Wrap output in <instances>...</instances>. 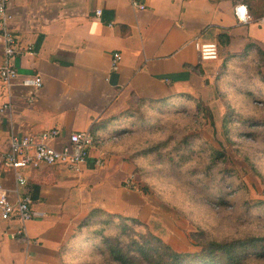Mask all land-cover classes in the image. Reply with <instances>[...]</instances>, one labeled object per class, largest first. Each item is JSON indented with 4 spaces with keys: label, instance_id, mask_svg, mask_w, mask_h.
Returning <instances> with one entry per match:
<instances>
[{
    "label": "crops",
    "instance_id": "1",
    "mask_svg": "<svg viewBox=\"0 0 264 264\" xmlns=\"http://www.w3.org/2000/svg\"><path fill=\"white\" fill-rule=\"evenodd\" d=\"M238 2L253 17L247 24L235 19ZM6 11L19 51L17 78L0 83V182L10 197L27 193L40 217L0 220V264H69L91 214L136 217L147 205L129 188L134 166L113 138L112 121L139 101L213 98L223 60L264 56V0H8ZM195 43H215L218 58L201 61ZM3 57L0 31V66ZM33 77L41 78L40 89L20 85ZM49 129L63 138L91 133L89 158L79 172L44 165L24 171L22 189L3 164L8 139Z\"/></svg>",
    "mask_w": 264,
    "mask_h": 264
},
{
    "label": "rangeland",
    "instance_id": "2",
    "mask_svg": "<svg viewBox=\"0 0 264 264\" xmlns=\"http://www.w3.org/2000/svg\"><path fill=\"white\" fill-rule=\"evenodd\" d=\"M229 67L234 73L228 81L220 78L216 86L217 74L214 77L213 98L185 96L175 101L177 103L173 106L158 104L143 108V118L152 123L153 128L148 129L147 124H141L145 125L141 128L133 121L140 117V112L125 118L130 108L121 113L118 122L112 121L111 126L116 125L117 129L113 138L119 143L121 154L132 165L135 160L141 165L139 168L133 165V182H130L129 188L139 193L147 208L142 206L136 217L122 216L140 223L129 230L133 239L141 235L145 238L149 232L175 252H198L200 249L195 246L193 234L204 232L209 238L244 235L247 222L241 216L240 205L245 198L264 200V144L243 136L242 125H236L235 121L225 124L223 120L226 104L240 108L242 112L264 114V56L256 53L246 61ZM179 131L181 135L195 134L203 149L211 148L224 153L219 168L224 161L222 164L228 170L227 176L232 177L229 189L231 202L226 208L219 209L204 199L203 188L211 177H202V171H195L193 194L192 189L188 190L177 183L178 186L171 182L172 178H163L161 173H157L159 167L163 166L153 156L131 158L133 151L162 141L170 133ZM260 139H264V133ZM108 140H112V137ZM196 160L187 163L194 165ZM261 225L262 222H255L250 228L258 229ZM115 232L118 231L113 229L109 233ZM93 236H97V233H93ZM120 236L122 239L127 237L123 234ZM124 240L128 242L130 237ZM71 254L66 252V256H70L69 264H118L106 260L92 242L84 245L77 243Z\"/></svg>",
    "mask_w": 264,
    "mask_h": 264
},
{
    "label": "trees",
    "instance_id": "3",
    "mask_svg": "<svg viewBox=\"0 0 264 264\" xmlns=\"http://www.w3.org/2000/svg\"><path fill=\"white\" fill-rule=\"evenodd\" d=\"M249 58L241 56L223 60L216 76V86L220 78L223 81H228L230 75L234 73L229 66L239 64ZM262 81L264 82V79ZM176 103L172 101L146 104L139 101L130 106V109L126 111V116H123L126 118L140 112V117L133 121L141 128L145 126L141 124H147V128L150 129L154 125L143 118V112H145L143 108L158 104L173 106ZM223 120L225 124L235 121L236 125H242L241 134L243 136L264 144V139H260L264 133V114L242 112L240 108H233L226 104ZM93 135L96 139L97 136L94 132ZM196 139L197 137L193 133L181 135L180 131L173 132L162 141L152 142L143 149L133 151L131 158L140 159V157L153 156L157 163L163 166L159 167L157 173H161L163 178L174 179H171L174 184L179 183L186 186L188 190L192 189L193 194H195V171H202V177H211L204 185L205 189L203 188L204 199L219 209L226 208L231 202L229 189L232 177L227 176L228 170L222 164L224 161L219 168V162L224 158V153L211 148L203 149ZM163 149L165 150L163 151ZM195 159L197 160L194 165L187 163L191 160L195 161ZM133 165L135 168L141 167L139 161L136 160L133 161ZM211 171H213L214 177H212ZM162 172L166 175H163ZM199 180L202 179L199 178ZM231 190L235 191L232 188ZM240 212L244 222H247L244 235L209 238L204 232L193 234L195 246L200 249L198 252H175L149 232L145 238L141 235L133 239V235L130 234L132 231L129 230L140 223L122 216L97 212L91 214L81 226L82 230L77 237L81 239L77 243L84 245L87 242H92L106 260H109L110 263L115 261L118 264H264V200L255 201L245 198L240 205ZM255 222H262L260 228H250ZM113 229L118 232L109 233ZM94 231L97 236H93ZM120 234L125 235L124 237L127 236L126 238L130 237V240L125 242L126 238L122 239Z\"/></svg>",
    "mask_w": 264,
    "mask_h": 264
},
{
    "label": "built area",
    "instance_id": "4",
    "mask_svg": "<svg viewBox=\"0 0 264 264\" xmlns=\"http://www.w3.org/2000/svg\"><path fill=\"white\" fill-rule=\"evenodd\" d=\"M8 0H0V31L4 44V57L0 66V83L10 86L17 76V70L12 62L19 51L18 43L13 34L6 30L8 19L6 5ZM133 7L144 9V5L132 1ZM101 11H96L99 17ZM233 14L238 24H247L253 17L244 3L234 5ZM262 18H264V13ZM201 61L216 60L218 48L215 43H195ZM120 61V55H112V68L116 69ZM41 78H25L20 85L33 87L38 90L41 87ZM94 143L91 133L74 132L63 138L57 129H49L39 136L11 134L8 139V152L3 164L15 173L16 183L22 189L27 184V176L24 171L34 170L40 166H60L69 171L79 172L81 166L89 158V151ZM102 160L94 161L95 166H101ZM40 217V213L34 208L33 201L27 193H22L16 198L10 197L9 191L0 182V220L9 221L16 219L22 224Z\"/></svg>",
    "mask_w": 264,
    "mask_h": 264
}]
</instances>
